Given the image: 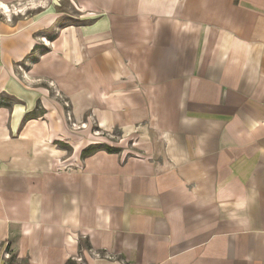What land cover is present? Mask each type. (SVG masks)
<instances>
[{"label":"crops","instance_id":"0c3cea01","mask_svg":"<svg viewBox=\"0 0 264 264\" xmlns=\"http://www.w3.org/2000/svg\"><path fill=\"white\" fill-rule=\"evenodd\" d=\"M17 1L0 0V246L264 264V0H66L79 18L33 21L11 20ZM61 98L119 139L67 131Z\"/></svg>","mask_w":264,"mask_h":264},{"label":"rangeland","instance_id":"374dc122","mask_svg":"<svg viewBox=\"0 0 264 264\" xmlns=\"http://www.w3.org/2000/svg\"><path fill=\"white\" fill-rule=\"evenodd\" d=\"M58 3V5H56ZM3 7H6V10L8 11L9 9V17L11 18V20H14V17L17 18L22 17L24 20H30L33 21L34 19H38L39 17L43 16L45 13H47L48 11H54L55 8L60 9L61 11H65L68 15H70L73 19L75 18H79V16L77 15L78 13H75L74 10L71 8V5L68 1L66 0H23L21 1H17L11 4H8V6L3 5ZM2 7V8H3ZM55 12V11H54ZM19 19V18H17ZM32 63H30L29 66H31ZM21 72H23V74L26 73V68H22L20 67ZM39 81V79H35V82ZM51 85V84H50ZM63 98V97H62ZM60 101H62V103H64V107L66 109V113H67V117L69 119V121L67 122L68 124L65 123V129L67 131H78L81 128H86L93 133V135L95 137H106L109 140L108 141H104V142H115L119 139V134L118 131H114L112 133H105L102 134V132L98 131L100 130L98 127V124L92 121V125L87 126L86 124H80L77 125L73 120L74 117H72L71 111H70V106L68 107L67 105H65V99H62ZM5 101H7L8 103H14L15 100L11 99V98H7ZM62 139V140H61ZM56 141H60V142H64V143H60L61 147H63L64 149H67V151L71 152L72 151V146L69 145V143L67 144V142L70 141L69 138L67 137H58L55 139ZM66 143V144H65ZM109 146V145H108ZM101 148L103 147L104 149L107 148H111L110 146L107 147V144L100 146ZM112 151L114 152L116 151V149L114 147L111 148ZM81 247L85 248L84 245H82ZM82 248V249H83ZM87 250V249H86ZM89 254L90 257L92 258V260L94 261H98L101 257H104L105 255L103 254H98L96 252H94L92 249H89ZM86 260L84 259V256L82 253L78 254V257H76L74 264H85ZM0 264H25L24 262H20L12 253L11 248H10V244L8 243H4L2 246H0Z\"/></svg>","mask_w":264,"mask_h":264},{"label":"trees","instance_id":"16d2710c","mask_svg":"<svg viewBox=\"0 0 264 264\" xmlns=\"http://www.w3.org/2000/svg\"><path fill=\"white\" fill-rule=\"evenodd\" d=\"M98 149H100V146H91L88 149L85 150L84 155H91L92 153L96 152ZM107 151L111 152V148H107Z\"/></svg>","mask_w":264,"mask_h":264},{"label":"built area","instance_id":"2783aa9c","mask_svg":"<svg viewBox=\"0 0 264 264\" xmlns=\"http://www.w3.org/2000/svg\"><path fill=\"white\" fill-rule=\"evenodd\" d=\"M56 5H58V3H57ZM66 105L69 107V105H68V104H66Z\"/></svg>","mask_w":264,"mask_h":264},{"label":"bare ground","instance_id":"6f19581e","mask_svg":"<svg viewBox=\"0 0 264 264\" xmlns=\"http://www.w3.org/2000/svg\"><path fill=\"white\" fill-rule=\"evenodd\" d=\"M7 12H8V13L10 12V11H9V9H8V11H7Z\"/></svg>","mask_w":264,"mask_h":264}]
</instances>
